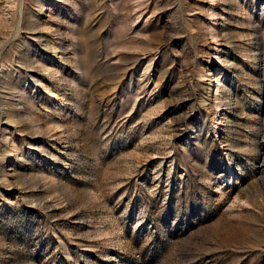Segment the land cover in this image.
Segmentation results:
<instances>
[{"label":"rangeland","instance_id":"1","mask_svg":"<svg viewBox=\"0 0 264 264\" xmlns=\"http://www.w3.org/2000/svg\"><path fill=\"white\" fill-rule=\"evenodd\" d=\"M262 34L264 0H0V264H264Z\"/></svg>","mask_w":264,"mask_h":264},{"label":"bare ground","instance_id":"2","mask_svg":"<svg viewBox=\"0 0 264 264\" xmlns=\"http://www.w3.org/2000/svg\"><path fill=\"white\" fill-rule=\"evenodd\" d=\"M263 35V34H262ZM264 36V35H263ZM263 38V37H262ZM264 39V38H263ZM219 78H217V80H218ZM216 92L218 91V89L216 88V90H215ZM219 122V121H218Z\"/></svg>","mask_w":264,"mask_h":264}]
</instances>
